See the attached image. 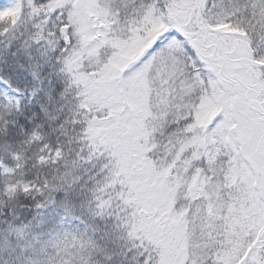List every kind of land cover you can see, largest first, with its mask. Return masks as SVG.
I'll use <instances>...</instances> for the list:
<instances>
[{"label":"snow or ice","instance_id":"6c2138e0","mask_svg":"<svg viewBox=\"0 0 264 264\" xmlns=\"http://www.w3.org/2000/svg\"><path fill=\"white\" fill-rule=\"evenodd\" d=\"M0 264H264V0H0Z\"/></svg>","mask_w":264,"mask_h":264}]
</instances>
